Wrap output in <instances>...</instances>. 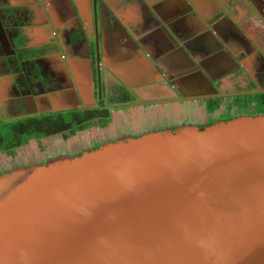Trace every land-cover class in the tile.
<instances>
[{
    "label": "flooded vegetation",
    "instance_id": "1",
    "mask_svg": "<svg viewBox=\"0 0 264 264\" xmlns=\"http://www.w3.org/2000/svg\"><path fill=\"white\" fill-rule=\"evenodd\" d=\"M262 94L264 0H0V141L87 125L0 155L123 113L71 156L125 135L204 128L256 113Z\"/></svg>",
    "mask_w": 264,
    "mask_h": 264
},
{
    "label": "water",
    "instance_id": "2",
    "mask_svg": "<svg viewBox=\"0 0 264 264\" xmlns=\"http://www.w3.org/2000/svg\"><path fill=\"white\" fill-rule=\"evenodd\" d=\"M0 264H264V112L1 173Z\"/></svg>",
    "mask_w": 264,
    "mask_h": 264
},
{
    "label": "rangeland",
    "instance_id": "3",
    "mask_svg": "<svg viewBox=\"0 0 264 264\" xmlns=\"http://www.w3.org/2000/svg\"><path fill=\"white\" fill-rule=\"evenodd\" d=\"M133 111H130L131 116ZM123 116L124 118H122ZM127 114L123 113L120 115V119H127ZM119 116L116 115L115 120L105 128H92L84 132H79L76 136H73L69 139H63L62 137L50 138L45 140L44 143L38 144L35 141H32L29 145L22 147L19 154L15 157H6L0 155V170L4 171L11 169L15 166H21L28 164L30 162L35 163L47 157H54L57 155H74L78 150L85 149L88 142L91 141L92 137L95 134H106L111 135L110 132L114 131L118 123H121V120H118ZM24 154V155H23ZM28 154L27 158H24ZM23 155V156H20ZM30 155H33L32 158H29Z\"/></svg>",
    "mask_w": 264,
    "mask_h": 264
},
{
    "label": "trees",
    "instance_id": "4",
    "mask_svg": "<svg viewBox=\"0 0 264 264\" xmlns=\"http://www.w3.org/2000/svg\"><path fill=\"white\" fill-rule=\"evenodd\" d=\"M259 102H260V106H261V109L259 111H257L256 113H260V112H264V94L262 95H259ZM102 114V119L100 121V125L101 126H106L107 122L110 121V113L108 111H103V112H99ZM68 118V117H67ZM65 118V119H67ZM87 128V125H80L78 127H71V126H64V127H49L48 129H46L45 131H42L41 133H38L37 131H35L33 134H27L25 137L21 138V139H18L17 141L15 142H7L5 140H1L0 141V150H3V149H8L9 148H14V147H20L21 145L23 144H26L29 139L32 137H37L38 135L40 136H46L48 134H52V133H55V132H59V131H66V130H70V132L72 134H74L77 130H84ZM11 128H8L6 129L5 133H2L4 137L6 136H9L11 134ZM14 133H19L17 131H14ZM0 136L2 137V135L0 134Z\"/></svg>",
    "mask_w": 264,
    "mask_h": 264
}]
</instances>
